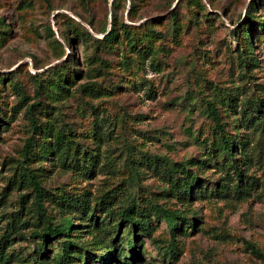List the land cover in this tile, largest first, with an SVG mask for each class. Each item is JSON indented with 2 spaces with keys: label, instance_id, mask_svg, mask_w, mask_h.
Here are the masks:
<instances>
[{
  "label": "rangeland",
  "instance_id": "obj_1",
  "mask_svg": "<svg viewBox=\"0 0 264 264\" xmlns=\"http://www.w3.org/2000/svg\"><path fill=\"white\" fill-rule=\"evenodd\" d=\"M250 2L0 0V119L6 122L0 124V264H34L39 240L33 232L41 233L46 223L36 212L29 173L48 193L42 200L51 225L60 218L51 197L75 196L91 207L115 197L116 212L135 199L149 216L147 231L131 235L140 254L136 264H264V141L258 131L234 127L248 101L264 100V34L256 31L252 50L239 37ZM255 16L264 21V6ZM113 27L118 40L109 51L99 41ZM69 57L76 74L63 86L67 92L58 91L48 80ZM208 101L216 104L227 134L250 141V160L241 168L255 183L243 194H217L230 187L233 174L216 149ZM35 103L47 114H36L38 126L71 129L68 139L93 154L91 173L84 169L88 162L63 167L52 155L39 158L43 142L25 114ZM190 159L199 163L190 167L199 182L190 199L180 201L170 191L167 168ZM150 202L180 212L193 227H180L172 238ZM95 217L100 221L106 214L97 210ZM19 221L26 223L14 232L11 226ZM107 223L95 228L88 215L75 220L67 238L47 242L49 258L71 239L90 258L73 264H96V257L110 253L106 245L114 235L105 231L119 221ZM119 229L115 240L130 255L128 227Z\"/></svg>",
  "mask_w": 264,
  "mask_h": 264
},
{
  "label": "trees",
  "instance_id": "obj_2",
  "mask_svg": "<svg viewBox=\"0 0 264 264\" xmlns=\"http://www.w3.org/2000/svg\"><path fill=\"white\" fill-rule=\"evenodd\" d=\"M259 6H264V2L261 0H251L249 3L243 21L241 23L240 35L239 37L246 42V46L249 50L253 49V35H258L256 31H260L261 34H264V21L261 19L259 21L258 16L255 14L259 10ZM172 20L173 31L177 30L176 22H177V14L175 12H171L169 15ZM52 34V32H51ZM104 37L99 43L103 48L112 50L113 45L118 40V31L113 27L110 31L104 30ZM123 34H127L126 31H123ZM151 36H159L160 35L151 31ZM236 36V33H235ZM140 49V48H139ZM140 55L146 54L140 49ZM252 54V53H251ZM69 63L67 66L63 67L56 74H51L50 79L48 80V85L52 88L59 89L58 91H63V86L69 82V78L72 76L75 77L76 71H71L70 62L72 58L67 59ZM71 80V79H70ZM36 94L40 95V91L43 92L42 85L40 83H36ZM64 91L67 92L65 89ZM21 101L24 100V95L20 93ZM205 112L211 119L214 124V134L217 136V145L216 149L222 155L223 161L227 164V166L232 170V179H230V187L227 184L223 185L218 191L217 194L226 195V191L231 190L235 194H243L245 192V188L247 184L250 182L251 185L255 183L254 179L250 177H246L243 175V167L242 165H246V162L250 160L249 154L246 152L247 146L250 144L247 136L242 137L243 135L235 134L234 137H231L224 130V123L222 122L221 115L218 113L216 104L213 101H208L205 104ZM45 107L41 103H35L26 108L25 114L31 124L33 129V134L35 139H41L43 143L39 146L40 148V156L41 160H46L49 156L56 157V160L62 164L64 167L68 165V162H88V165L84 167L85 172L91 173L93 169V154L89 153L87 155V151L79 150L77 144L74 143L71 139H68V136L72 134L71 129L66 128H58L57 130L53 129L52 125H46L45 127L38 126L36 114L42 115L46 114L44 112ZM256 114V115H253ZM47 115V114H46ZM264 100H256V101H248L239 113V116L234 121V127L238 131L239 129L246 130L247 132H251V134L255 132L260 133V141H264ZM0 124L5 125L6 122L0 119ZM1 126V125H0ZM101 138V136H100ZM41 142V141H40ZM25 148L27 152L34 146V139H29ZM87 159V160H86ZM240 163V164H239ZM199 165V163L190 159L184 163H176L171 166H168V182L170 183V191L173 195L176 196L177 200L180 201H188L191 197L192 190L194 185L198 182V177L194 174L190 167H195ZM27 181H29L35 189V198L34 205L36 207V212L42 218V220L46 223L45 228L41 233H34L38 238L39 243L36 246V255L34 256V264H47L49 260L52 261V264H73L77 259H83L84 262L89 261V254L85 249L78 247L76 242L71 239H65L60 242V246L58 252L52 258H49L50 250L47 248V242L49 240H60L61 237H66L75 231L74 221L85 219L88 215L91 221H94V227H98V225L110 224L111 221L118 220L119 223L112 230L105 231L108 236L111 234L114 235L113 238H110V245L108 249L110 253L107 255L111 257V260L108 259V256H98L96 264H107V263H115V264H136V259L140 258V254L138 251V247L134 244V241L131 239V235L134 234L135 231L145 232L147 231L146 221L147 216L135 199H130L128 204L121 209L120 211H114L112 207L111 200H114L115 197H111V200L106 198H102L99 202H97L93 207H91L90 202L86 199L78 198L70 195H61L59 197H51L48 199L49 203L58 210L60 214L59 222L56 225H51L49 220V216L46 214V209L43 205V196L48 193L38 185V183L34 180V177L29 173L27 176ZM150 211L152 214L164 220L166 224V228L169 231L171 237L173 238L175 232L180 231L182 228H190L193 227L192 220L187 219L181 215L178 211L164 209L162 206L151 203L149 204ZM100 210L101 213L106 214V217L99 221V217H95V212ZM79 218V219H77ZM24 223H19L17 225H12L11 229L15 232H19L21 230V226ZM126 224L128 227L126 236H125V245L131 251L130 255L125 254V250L121 249V244L118 243L121 236L120 227ZM181 227V229H180ZM180 229V230H179ZM118 238V241L115 240ZM118 243V244H117ZM123 244V243H122ZM119 245V246H118ZM113 250L111 251V249ZM120 256H123L121 258ZM130 256V259L128 257ZM108 259V260H107Z\"/></svg>",
  "mask_w": 264,
  "mask_h": 264
}]
</instances>
